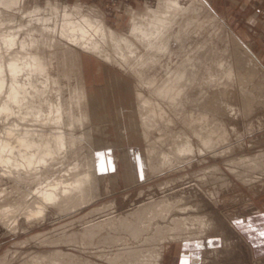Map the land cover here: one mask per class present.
<instances>
[{
    "label": "bare ground",
    "instance_id": "obj_1",
    "mask_svg": "<svg viewBox=\"0 0 264 264\" xmlns=\"http://www.w3.org/2000/svg\"><path fill=\"white\" fill-rule=\"evenodd\" d=\"M25 1L0 0V185L6 181L3 183L6 187L0 186V223L7 232L25 230V225L20 223L23 217L29 225L42 221L51 209L60 216L91 203L102 192L99 186L104 184L105 172L117 165L104 152H95L96 148L112 145L103 139L105 133L92 118L96 110L99 122H107L109 114L99 117L98 110H106L109 103L105 95L100 101L90 94L85 55L129 70L137 82L133 112L126 126L143 137L146 155L132 149L122 151L120 160L126 184L140 180L137 170L143 166L150 176L191 160L196 148L192 136L198 138L199 145L201 143L202 148L197 147L199 152L216 150L224 142L228 143V131L221 119L209 112L218 105L209 102L206 90L211 86H226L228 82L232 86L230 80L234 73L246 81L252 80L258 73V64L248 47L244 57L239 56L240 53L234 56L236 66L226 63L223 72L218 74L219 70L211 65H222V53L218 54L221 49L206 55L207 39L192 46L193 32H201L210 22L220 25L205 0H189L188 3L146 0L142 10L133 7L127 10L130 20L126 32L109 26L104 14L85 7L81 0L72 3L46 0L44 5L36 1L29 8ZM208 59L210 65L206 63ZM159 68L164 76L157 73ZM222 79L225 80L222 82ZM113 80L107 94L113 95L115 87H119L120 80L115 76ZM245 85L242 82L241 86ZM122 87L132 89L125 83ZM194 89L196 93H192ZM244 92V108L248 111L255 96L249 90ZM163 103L174 116H179L184 129H173L175 119H169L170 112L166 115ZM117 114L123 116L122 108L117 109ZM119 126L123 128L124 124ZM244 157L229 160L231 165L240 167L235 169L238 175L264 170V150ZM110 178L114 186L118 184L117 174ZM216 181L219 180L214 179ZM166 200L152 199L126 216L109 213L100 221H94V216L107 207L90 210L77 219L80 231L49 232L24 240L22 243L38 239L51 248L31 255L26 253L28 256L20 264H160L168 243L202 237L211 229L208 216L190 212L195 207L189 205L190 201L180 204L175 199L171 203ZM74 222L76 220L70 226ZM143 237L139 246L126 244V241L134 242ZM61 244L85 246L86 253L96 248L98 252L93 254L102 261L67 251ZM110 246L118 249L106 253L105 248ZM11 259L3 255L0 264H11Z\"/></svg>",
    "mask_w": 264,
    "mask_h": 264
},
{
    "label": "rangeland",
    "instance_id": "obj_2",
    "mask_svg": "<svg viewBox=\"0 0 264 264\" xmlns=\"http://www.w3.org/2000/svg\"><path fill=\"white\" fill-rule=\"evenodd\" d=\"M36 1L40 5H44L46 0H26V8L33 6ZM59 1L69 3L75 2L74 0ZM145 1L146 0H81L85 7L94 9V12L96 13L99 12L104 14L105 20L109 26H112L116 30L122 32L127 31L130 20L127 10L132 7L137 10H142ZM147 1L154 3V0ZM182 2L188 3L189 0H182ZM205 3H207L211 10H213L212 12L216 14L218 21L220 20L219 23L223 28H221L220 25L217 26L208 21V23H210L206 25L208 27L201 30L202 33L200 31L193 32L192 46L207 39L208 43L205 48V51L207 52H205L206 55H211L213 52L218 53L221 49V52L218 54L220 56L222 53L223 56H225V59H222L223 56L221 54L220 63L222 62V65H219L220 69L214 63L211 65V67L213 66L219 70L218 74H220L219 72H223L222 70L224 69L226 63H231L232 65L235 63L234 66H236L235 57L238 53H240L239 56L244 57L243 54L246 51L245 49L248 47V50L257 61L256 64H258L256 67V72L258 71V73H256V76L253 77L252 80L250 79L249 81H246L244 80L245 78L234 73V79L232 78L230 80L232 86H230V83L228 82V85L226 86L221 84L215 87H208L209 89L207 88L206 90L207 93L209 92V102L212 103L213 101L215 102V105H218L215 109L209 107V112L221 119L223 126L226 131H228V143L227 141L224 142L223 145H220V147L216 149L217 151L215 149H205L199 152L197 151V147H201V143L199 145L198 138L196 136H192V142L196 148L194 150V156L191 160L182 162L181 165L176 167H168L163 173L150 174V176L147 175L146 171H144L146 168L143 166L144 168L142 167L140 170H137L138 174H141L140 180L134 183L126 184L123 179L124 165L120 160L122 151L124 149H132L146 155V143L145 140L142 139L143 137L140 138L134 130L128 128L130 130L129 131L126 126L129 121V116H131L133 112L132 100L135 98L134 85H136L137 82L129 70L119 67L118 65L107 62L105 63V61L98 57L89 54L85 55L84 67L89 92L90 94H93L94 97H98L100 101H102V97L104 95L107 96L109 103L106 110H98L99 117L109 114V120L107 122H99V119L95 115V112L97 113L96 110L93 112L92 118L94 119V123L99 125L105 133L102 135L103 139L112 143V145L106 146L105 148H96L95 152H104V155L117 165L114 169L105 172L104 184L101 185V187L99 186V190L102 191L99 196L91 201V203H87V205L81 206V208L77 210L75 209L71 212H65L58 216L56 215L57 213L54 209H51L48 212L47 217L45 216L46 219L44 218L42 221L40 220L37 223L32 222V226L31 224L28 225L29 222L23 217V219H20V223L23 226L25 225V230L18 229L19 231L16 230L7 232V229L0 223V257L7 255L9 256V259L12 258L11 264H20L23 258L28 256L27 254L31 255L35 254L36 251L38 252L39 250L45 251L50 249V246L41 244L38 239H33L30 241L31 243L22 242L37 234L49 232L51 234H56L62 231L68 234L73 230L80 231L81 226L77 219L95 208L102 206L107 207L100 212H97L98 214L94 216V221H100L102 218L105 219V215L107 216L109 213L116 217L120 215L126 216L142 203L146 204V202L148 203L152 199L155 201H164L167 199L166 201L171 203L174 199L175 201H178L183 197L181 200L183 204L185 202L188 204V201H190L189 205L193 204L191 206H195V209H190V212H196L197 214H201V216L203 214L205 217L208 216L206 218L211 219L209 220L211 223L209 229H211H207L208 231L205 232L204 237H201L209 241L210 244L204 248L207 250L205 256H207L209 264H260L259 260L264 257V170H255L253 172L248 171L240 176L236 172L237 170H235L238 168L240 169V167L231 165L232 163L230 164L229 160L237 161L239 157L245 158L244 155H246V157H248V155L254 156L264 150V23L259 22L261 20L260 18L255 19L260 24H258V22L256 24L253 23L252 9L235 7L231 0H205ZM263 9L264 8L262 7L255 10L257 11L259 17L264 14ZM19 13L20 12H17V14ZM21 15L24 16L23 14ZM198 32L200 36L198 35ZM217 35L220 37L218 38ZM232 37H235L237 40L234 38L233 41ZM214 43L217 44L218 47ZM223 51L225 52V55ZM173 58H175L174 60L177 59L175 56ZM210 61L211 60L208 59L206 63H209L210 65ZM53 72L54 71H52V73ZM157 73L159 75L164 74L160 68ZM200 73L202 74V72ZM114 76L120 80L119 82L121 85L119 83V87H115V93L113 95L112 93L107 94L108 86L113 85ZM224 80L225 79H222L221 81L223 82ZM242 82L246 85L248 84L249 86L245 85V87H242ZM124 83L128 88L131 87L132 89H123L122 86ZM245 89L251 91L255 96L253 97L252 107L248 110L249 112L244 108ZM192 93H196V90ZM225 102H227L230 106L226 105ZM163 104L165 107V103ZM119 108H122L123 112V116L121 117L117 114V109ZM165 108L166 115L170 112L168 115L169 119L171 118L170 120L172 121L175 119L174 122L176 126L173 125V129L176 131L184 129L183 122L178 119L179 116H174L169 108ZM120 123L124 124L123 128L119 126ZM180 123L182 125H180ZM98 136H100V134H98ZM157 145L160 144L157 143ZM229 149L232 153H230ZM220 152H222L221 155ZM204 158H206V160ZM96 159L97 162H99L100 157L97 156ZM213 167L219 168V171L217 169L214 170ZM213 170L214 172H212ZM253 173L255 174L253 175ZM116 174L119 179L118 184L114 186L110 177ZM222 175L224 177H222ZM213 178L219 181L214 182ZM225 180L227 181L226 183ZM4 182L6 181H3V183ZM3 183L0 186L6 187ZM219 184L220 186H218ZM218 188L221 192H217ZM175 190L177 191L175 192ZM171 191L173 192L171 193ZM181 201H178L177 203L181 204ZM73 220H76V222L70 226V223ZM123 235H127V237H129L127 233H124ZM137 240H134V242H131L130 240L126 241V244L130 246H139L143 243L144 237L141 239L139 238L138 241ZM60 247L67 251L76 252L78 254L82 253L81 255L85 254L84 256H90L92 260L99 262L102 261V259L100 260V258L93 254L98 252L96 248L86 253L88 249H85L86 247L82 245L69 247L66 244H61ZM214 247L217 248L218 252L220 251V260H218V262L214 259V252H209V250ZM105 249L106 253H109L115 251L118 247L112 248L110 246ZM178 251H180V248H176L172 254V259L175 264L180 263L181 254ZM188 251L189 255H191L192 253L198 252V249L193 247ZM181 253H183V251ZM160 264H162V261Z\"/></svg>",
    "mask_w": 264,
    "mask_h": 264
},
{
    "label": "crops",
    "instance_id": "obj_3",
    "mask_svg": "<svg viewBox=\"0 0 264 264\" xmlns=\"http://www.w3.org/2000/svg\"><path fill=\"white\" fill-rule=\"evenodd\" d=\"M233 2L235 7L243 8L245 7L246 9H252V22L257 23L255 19L260 18L259 22L264 23V14L259 15L257 14L256 9L259 8H264V0H231ZM264 13V9H263ZM251 18V17H250ZM250 20V19H249ZM258 22V24H260ZM204 237V236H202ZM224 242V240H223ZM209 244V241L206 239H203L201 237L198 238H192L190 240H182V241H175V242H170L165 248L164 252V257L162 259V264H175L174 260L172 259L173 256L172 254L174 253V250L176 248H180V251H178L180 255V263L179 264H209V261H207V256L205 254L207 253V250L204 249L206 248ZM177 246V247H176ZM192 246V247H191ZM196 247L198 249V252L192 253L189 255V251L191 248ZM175 248V249H174ZM183 251V253H181ZM209 252H214V259L217 260L218 262L219 256H220V251L218 252L217 248L214 247ZM178 253V254H179ZM219 255V256H218ZM260 264H264V257L259 260ZM178 264V263H177Z\"/></svg>",
    "mask_w": 264,
    "mask_h": 264
}]
</instances>
